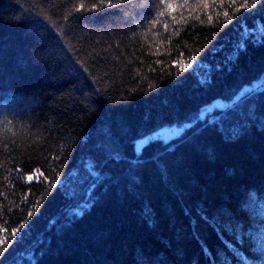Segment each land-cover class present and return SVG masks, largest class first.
Returning a JSON list of instances; mask_svg holds the SVG:
<instances>
[{"label": "trees", "instance_id": "trees-1", "mask_svg": "<svg viewBox=\"0 0 264 264\" xmlns=\"http://www.w3.org/2000/svg\"><path fill=\"white\" fill-rule=\"evenodd\" d=\"M246 2L0 0L2 264H264Z\"/></svg>", "mask_w": 264, "mask_h": 264}, {"label": "snow or ice", "instance_id": "snow-or-ice-1", "mask_svg": "<svg viewBox=\"0 0 264 264\" xmlns=\"http://www.w3.org/2000/svg\"><path fill=\"white\" fill-rule=\"evenodd\" d=\"M256 4H257V0H252L251 3H247L246 2L241 7L244 8V9H248V8H251V7L255 6ZM260 4H261V6H264V0H260ZM169 7H171V5H169ZM82 10H83V5H80V7L76 9V11H82ZM225 15H227V13H225ZM69 18H70L69 16H65L64 17V19H69ZM208 19H209V21H211L212 17L209 16ZM165 28L167 29V25H165ZM27 179L29 181H31L33 179V177L32 176H28ZM28 216L31 217L32 213L29 212ZM21 227H23V225H21ZM11 235H12V237H16L17 236V230L13 229ZM0 255H2V253H0ZM0 264H2V260H0Z\"/></svg>", "mask_w": 264, "mask_h": 264}, {"label": "rangeland", "instance_id": "rangeland-1", "mask_svg": "<svg viewBox=\"0 0 264 264\" xmlns=\"http://www.w3.org/2000/svg\"><path fill=\"white\" fill-rule=\"evenodd\" d=\"M176 128L175 127H163L161 129H159L156 133L152 134L150 137L153 136H162V137H168L169 133L171 132H176ZM150 137H145L142 138L140 140L137 141L136 143V148L140 149V147L147 141V139H149Z\"/></svg>", "mask_w": 264, "mask_h": 264}, {"label": "water", "instance_id": "water-1", "mask_svg": "<svg viewBox=\"0 0 264 264\" xmlns=\"http://www.w3.org/2000/svg\"><path fill=\"white\" fill-rule=\"evenodd\" d=\"M258 83L259 82H255L254 85L256 86V85H258ZM247 88H249V87H247ZM238 98H239V96L236 97V99H238ZM230 103H232V102H230ZM213 105H216L217 107H220L221 106V101L220 100H215ZM213 105L208 106V109L211 110ZM172 138H174V133L173 132L169 133V135H168V139L169 140L172 139Z\"/></svg>", "mask_w": 264, "mask_h": 264}, {"label": "bare ground", "instance_id": "bare-ground-1", "mask_svg": "<svg viewBox=\"0 0 264 264\" xmlns=\"http://www.w3.org/2000/svg\"><path fill=\"white\" fill-rule=\"evenodd\" d=\"M173 133H174V136H175V133H176V132H173Z\"/></svg>", "mask_w": 264, "mask_h": 264}]
</instances>
